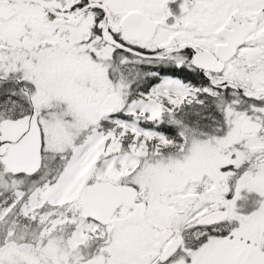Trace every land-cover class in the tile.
I'll list each match as a JSON object with an SVG mask.
<instances>
[{
    "label": "snow or ice",
    "instance_id": "1",
    "mask_svg": "<svg viewBox=\"0 0 264 264\" xmlns=\"http://www.w3.org/2000/svg\"><path fill=\"white\" fill-rule=\"evenodd\" d=\"M0 264H264V0H0Z\"/></svg>",
    "mask_w": 264,
    "mask_h": 264
}]
</instances>
